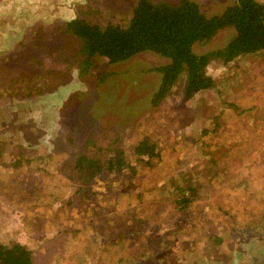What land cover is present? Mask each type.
I'll list each match as a JSON object with an SVG mask.
<instances>
[{"label": "rangeland", "instance_id": "374dc122", "mask_svg": "<svg viewBox=\"0 0 264 264\" xmlns=\"http://www.w3.org/2000/svg\"><path fill=\"white\" fill-rule=\"evenodd\" d=\"M136 1L0 0V240L24 242L37 264H77L81 244L92 249L85 264H107L101 248L139 216L151 254L137 264H264L256 189L264 171V55H247L239 67L212 61L207 73L219 86L185 98L177 84L153 105L161 77L155 67L167 58L141 51L111 63L94 55L83 69L79 40L65 31L75 16L102 28L124 25ZM194 1L210 15L235 0ZM233 31L223 27L195 49L223 45ZM143 133L162 148L153 165L102 170L89 180L72 167L78 152L111 153L109 141L136 162L130 150ZM93 138L96 150L89 149ZM203 138L215 156L201 148ZM188 178L197 184L194 201L176 209ZM80 180L91 186V199L73 195Z\"/></svg>", "mask_w": 264, "mask_h": 264}, {"label": "trees", "instance_id": "16d2710c", "mask_svg": "<svg viewBox=\"0 0 264 264\" xmlns=\"http://www.w3.org/2000/svg\"><path fill=\"white\" fill-rule=\"evenodd\" d=\"M226 26H232L234 31L223 45L201 52L195 49V46L208 44L218 30ZM65 31L79 40L78 53L83 56L81 60L83 69L91 63L93 64L92 57L94 55H99L111 63L125 60L141 51H151L167 58V62L155 67L161 77L157 89L150 99L151 104L154 105L177 84L181 86L185 98L216 85L214 78L207 73V66L212 61L220 60L222 63L235 61L234 67H239L235 65L239 64L240 59L247 55L263 57L264 0H235L221 13L210 15L205 14L194 0H177L175 2L137 0L132 8L131 16L124 25L109 24L102 28L97 23L75 16L66 21ZM241 89L243 87L237 91ZM217 91L225 93V90L221 88H217ZM237 91L229 92L230 95H235ZM208 132L210 133V130L206 127L202 131L203 134ZM88 140L92 144L89 149L96 150L100 147L97 139ZM85 144L87 145V143ZM171 144L173 143H168L166 146ZM207 145L208 139L203 138L201 148L207 156H215L216 153L213 149L208 150ZM105 148L111 153H108V150L106 155L90 154L87 151L78 152L72 161V167L81 170L80 178L89 180L101 173L102 170L121 172L124 168H131V171L135 173L139 166L138 163L147 162L149 165H153L151 160L156 156L160 157L162 151L161 146L144 133L131 146L130 153L136 155V162H132L129 153H125V150L113 141L107 142ZM211 161L210 167L216 169L219 166L218 161L215 158ZM195 170L199 171V168H195ZM262 173L263 176L256 177L258 183L262 182L260 189L256 188L257 192H260V198L257 199L261 201L260 204L264 203V171ZM188 181L189 186L186 187L188 193L184 191L179 197L182 199L178 202H181L182 205L175 204L173 207L176 209L186 208L190 201H194L190 192L194 193L197 184L195 186L190 178ZM78 182L73 195L82 197L88 194L91 199L94 194L91 186L84 185L81 180ZM95 189V192L98 191ZM96 205L97 202L90 205L89 208L95 209ZM254 211L251 209L250 213L256 215ZM223 212H227V210ZM227 215L232 218L228 220L229 224L236 228L235 216L231 213ZM260 221L264 222V211H260L258 214L257 223ZM104 223L106 225V221ZM143 223L144 220L137 216L132 219V225L129 228L128 226L117 228L119 230L118 234L116 233L117 237L108 242L107 249L101 248L107 252L101 258L107 264H137L141 258L150 255V243L146 242L143 236H139L144 233ZM252 227L253 229L257 228L256 226ZM115 231L116 229L112 230V232ZM221 240L222 236H217V241ZM150 242L152 243V241ZM82 246L83 244L75 246L74 249L73 261L77 264H85L86 257L92 253V249L88 250L87 247L79 250L78 248ZM112 254H116L117 259H113L114 255ZM0 264L37 263L34 261V251L31 248L24 242L12 239L5 242L0 240Z\"/></svg>", "mask_w": 264, "mask_h": 264}]
</instances>
